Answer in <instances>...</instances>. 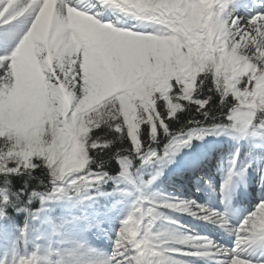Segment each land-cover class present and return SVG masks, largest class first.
<instances>
[{
    "label": "rangeland",
    "instance_id": "374dc122",
    "mask_svg": "<svg viewBox=\"0 0 264 264\" xmlns=\"http://www.w3.org/2000/svg\"><path fill=\"white\" fill-rule=\"evenodd\" d=\"M117 1L132 10L133 3L136 0ZM242 1L244 0H224V16L226 18L240 17L241 22L245 23L254 16L264 14V7L259 10L258 5L252 6L251 10L245 8L244 12L231 13L230 8L238 6ZM71 2L74 6L75 4H81V9L86 11L87 14L92 15L90 12L93 6L87 0H71ZM192 2L194 5L196 4L192 12L196 18H190V14L188 16L189 6ZM56 3L57 0H45V7L49 13L47 22L42 26L33 41L26 47L22 56L23 66L14 67V85L7 92L0 91V132L10 127H21L24 130L29 129L30 126L32 127L30 118L39 113L46 103H50L56 108L61 105L68 108L74 102V96L71 92L69 93V91H66L61 86L58 92L52 90L40 74L39 56L47 53L45 63L48 67L51 68L53 62H56V67L63 71L66 52H61L60 49L61 47H67L69 43L68 38L79 39V35L74 32H71V35L67 37L64 33H59L61 29L68 26L80 28V19L83 17V14L76 13L74 10H70L67 24L61 25L55 32L51 30ZM215 3L216 0H180L179 4L174 2L171 5L169 2L157 4V7L167 6L168 16L173 17V19H178V15H180V20L176 23L177 32L169 35V41L166 44L171 48L170 51L166 55L162 54L166 45H161L155 52V56H151V51L149 49L144 51L143 46L140 45L138 46L141 49L140 54H136L134 58L129 59L126 63L122 62L113 69L109 68L107 64L109 60L105 57L104 64L109 69L110 80L104 81L101 84V88L99 90L96 88L95 92L92 93L97 81L89 83L86 79L85 82L88 85L87 95L77 108L85 111L89 110L116 92H125L126 95L121 97V99L130 100L137 91L144 90V87L160 91L165 88L170 79L178 77L184 78L183 82L186 90L192 89L194 87L197 67L202 68L205 64H213L217 71H219L226 64L238 63L240 60L239 56L227 53L228 45L224 34L215 28L213 18L209 14V10ZM137 9L141 12L147 10L141 6L137 7ZM112 10L113 14L123 16L126 22L130 23L136 20L116 7ZM249 12V17H242H246ZM93 16L95 17L96 14ZM121 21L123 22L124 20L122 19ZM112 25L119 27L117 24ZM21 26V23L16 22L14 25L0 27V57L10 56L14 52L9 53L8 48L4 45L5 35L10 31L12 32V28L18 29ZM116 30L122 32L119 29ZM160 36L157 35V37ZM175 39L180 44L179 47H171V42ZM127 51L129 50L124 49L120 51L122 59H124V53ZM112 64H115V62H112ZM139 65L140 67H137ZM235 111L232 113V116ZM231 120L239 128V134L245 137V142L239 140L237 133L224 128H217L211 132L195 129L189 136H202L203 138L192 139L189 147H182L184 148L182 156L185 163H191L196 159V152L194 153L193 150L206 149V147L209 149L230 148L239 144L238 154L227 165H225V162L223 163V166L226 167V172L220 177L221 183H219V178L215 175V185L218 191L214 190V194L217 200L219 194H223L225 196L224 204L218 205L214 201L210 203L206 197L190 199L180 196L170 197L169 201L162 202L154 191L157 184H161L164 179L161 175L152 171L150 173H142L137 184L128 177L123 180L124 187L129 191L126 198L130 202L127 221L129 218L135 217L137 209L141 206V202L146 203V206L156 205L157 215L152 221L151 232L153 235L160 236L163 242L172 245V248L169 250L170 258L176 264H188V262H192L193 264H229L231 258L234 257L233 245L239 254L235 257L245 259L248 264H264L263 257L261 256L264 253V240L257 239L250 241L248 243L249 247L246 248H244V243L238 241L240 226L262 203L245 206L243 204L244 201L247 197L249 200L252 197H255V200L258 201L264 199V161L253 159L251 155L243 156L244 153L241 154V148L242 146L250 145L258 150L263 149L264 126L254 127L252 123L250 125H238L234 119ZM173 147H175L174 142ZM146 159L143 160L146 166L153 162V160H149L148 163H145ZM240 159L244 163L241 167H239ZM121 164L126 168H130L129 164L124 161ZM181 166L183 165H175L169 162L166 173H176ZM232 168L233 171H231ZM249 183L255 187L252 188L251 185L247 187ZM76 205L74 202L69 203L63 210V213H71L67 217L69 222L63 226H58L52 217L54 211L50 210L48 202L45 203L43 210L34 220L38 225L37 237L46 242V247L41 255H31L27 259L35 256L38 257V264H55L52 251L53 247L56 246L59 250L65 248L71 256H73V253H78L79 260L76 261V264H93V262L103 261L98 256V253L90 250L86 242H84L86 238L85 234L89 230V227L86 224H80L81 222L75 218L78 209ZM164 205H175L176 207H165ZM184 206L187 207L185 208ZM204 212L209 213V218H204ZM213 213L216 215L213 216ZM224 220L227 221V224L221 227L222 231L218 229L217 233H214L211 227L206 229L207 231H205L203 237H194L196 234L202 232L196 227L192 230V238H199V243H211L217 247L216 255L197 256L187 254L195 252L198 249L194 246V241H190L189 244L179 242L191 238L183 235L185 231L180 228L182 224L186 225L187 221H193L202 223L205 226L209 222L219 225V221ZM1 243L4 244L5 241L1 239ZM252 244L255 247L257 246V248H252ZM4 249V256L0 264H19V262L5 261L12 257V253L7 247ZM71 258L75 257H65V261Z\"/></svg>",
    "mask_w": 264,
    "mask_h": 264
},
{
    "label": "snow or ice",
    "instance_id": "6c2138e0",
    "mask_svg": "<svg viewBox=\"0 0 264 264\" xmlns=\"http://www.w3.org/2000/svg\"><path fill=\"white\" fill-rule=\"evenodd\" d=\"M102 4L114 6L127 13L130 17L148 21L158 25L159 30L156 34H143L141 32L126 30L122 27H114L110 23H101L98 18L89 15L86 11L78 10L71 0H57L52 31L68 23L70 10L83 14L85 19L80 22L83 27L96 34L99 41L104 44L102 52L94 51L95 45H86L76 56L69 57L65 53V67L63 71L56 67L53 62L51 68L45 63L47 53L39 56L40 74L47 82L49 87L58 92L61 84L72 93L74 102L68 112V119L63 117L56 122L55 127L49 128L47 133L42 136L45 145H50L48 153L27 155L25 141L15 132H7L0 135V175L11 176L21 175L25 172L31 174L40 164L36 160H42L51 169L52 175L57 181L70 182L77 187L91 183H98L104 180V176L91 173L86 169L90 163L89 152L100 148L111 147V142H101L93 140L91 133L93 130L102 127L107 123L112 130L117 133H127L132 136L133 141L137 140V133L142 124H151L152 132H157V121L160 120L157 105L163 101L168 108V118H175L177 112L183 111L180 100L192 101L193 94L201 86V77L211 74L214 78L217 91L222 96L231 95L238 103V108L233 116L238 125H250L257 117V113H264V14L254 16L249 21L242 23L240 17L226 18L224 16V0H216L214 6L209 10L213 18L216 29L224 34L227 41V53L239 56L240 60L235 64H226L217 71L213 66L206 69L196 77L195 86L192 89H185L184 78L178 77L170 82V86L165 93L154 92L150 97V103L141 99L131 100L134 111L126 112L122 106L121 97L126 93L116 92L106 97L102 103L86 117L88 120L86 134L78 140L79 149L82 150V157L77 165L74 162L75 153L69 152L60 158L53 160V153L61 152V146L57 139L59 129L68 131L72 124V113L80 105L87 95L86 79L89 83L94 81H109L110 73L108 67L103 62L104 56H112L119 63L120 55L111 47L113 37L110 29H119L122 32H134L140 35H163L167 31L168 13L165 10L157 12L139 13L127 8V6L114 3V0H101ZM48 10L45 7V0H0V27L14 25L16 22L28 23L30 27L23 36L19 45L10 56L0 57V91L7 92L15 83L13 75L14 67H21L22 56L26 47L33 41L34 37L40 32L47 22ZM90 18V19H87ZM64 35L70 36L71 29ZM93 65H96L93 69ZM26 67V66H24ZM87 69V71H86ZM202 110L207 106L208 101H197ZM111 113V116H109ZM207 115V113H205ZM162 123V121H160ZM165 131L167 129L165 128ZM202 136L180 137L174 141L175 147H189L192 139H202ZM136 148L140 149L141 144L136 143ZM167 155V154H166ZM154 158H159L158 154L152 153L145 163ZM162 159V158H160ZM127 171V169H125ZM65 189L57 186L55 191L49 193L46 199H53L58 194H64ZM33 195H36L33 193ZM3 197L0 206V218H6L7 208L10 197L7 193H0ZM165 207H176L175 205H164ZM185 208L187 206H184ZM157 215L156 205H149L137 209L134 218L126 221L127 227L122 232L117 241V251L113 258L93 264H176L170 258V243L163 242L158 235L151 232L152 221ZM213 216L216 214L213 213ZM204 218H209V213L204 212ZM227 221L224 220L223 224ZM223 226V225H222ZM238 240L247 244L257 239L264 240V203H261L257 210L252 213L240 226ZM194 241V246L198 249L195 252L187 253L197 256H212L217 254V247L211 243H199V238H187L179 241L182 244H189ZM178 251V250H177ZM222 254V253H221ZM76 260L69 259L62 261L61 264H76L79 254L73 253ZM19 264H38V257L31 259H21ZM229 264H248L247 261L239 257H232Z\"/></svg>",
    "mask_w": 264,
    "mask_h": 264
},
{
    "label": "trees",
    "instance_id": "16d2710c",
    "mask_svg": "<svg viewBox=\"0 0 264 264\" xmlns=\"http://www.w3.org/2000/svg\"><path fill=\"white\" fill-rule=\"evenodd\" d=\"M14 39L15 41L18 40L17 37ZM9 44L13 45L14 42H9ZM211 67H213V64L197 69L195 81L200 73ZM172 80L170 79L165 88L160 91H154L146 87L144 90L137 91L130 100L121 99L122 106L126 112L130 113L134 111L131 100L141 99L146 103H150L151 95L154 92L165 93ZM201 81V86L193 94L192 101H179L184 110L177 112L175 118H168V108L163 101L157 105L160 120L156 124V133L152 132V125L147 123L141 125L136 141H133L126 128L124 133L120 134L112 130L107 123L93 130L91 133L93 140L111 142V147L90 151V163L86 165V169H90L91 173L105 177L102 182H89L77 187L70 182L57 181L52 175L51 169L42 160L35 161L40 164V167L31 174L25 172L21 175L7 177L0 175V193H7L10 197V203L6 206V218H0V236L3 230L6 237L12 241L15 250L14 261L25 259L33 253L40 255L43 248H45L43 241H36L37 224L34 217L41 212L46 200L49 201L50 208L55 212L53 219L58 225L64 223L63 220L66 215H64L63 209L65 204L77 200L81 204V212H84L82 218L90 226L88 239L92 242L93 248L100 251L107 259L110 252L116 253L117 241L122 234L119 227L120 220L125 217L127 211V202L124 200L126 191L121 184V180L124 176L138 178L139 173L142 171V160L140 158L147 157L155 151L159 160L152 166L154 170L162 172L159 162H166L168 158L174 161L178 159V153L171 148V144L175 139L186 137L195 128L212 130L217 126H223L236 130L235 125L229 121L230 114L238 108L235 98L231 95L222 96L217 91L211 74L201 77ZM197 101H208V103L205 108L199 110L200 105ZM101 103L102 101L86 111L76 108L72 113L71 128L68 131L63 128L59 129L57 139L61 146V152L53 153L51 155L53 160L64 156L71 150L75 153L74 160L71 162L79 164L82 150L79 149L78 140L88 131L86 117ZM68 112L62 105L56 108L52 104L46 103L39 113L30 118L32 127L30 126L26 130L21 127H10L1 131L0 135L7 132L19 134L25 141L27 155L48 153L51 146L43 143L42 136L47 133L49 128L55 127L60 117L67 120ZM109 116H111V113H109ZM253 122L256 125L264 123V113H257V117ZM165 128L167 131H165ZM137 142L141 144L140 149L136 148ZM253 153L262 155L257 152ZM122 161L128 162L131 168H124L121 164ZM181 177L184 178L183 175ZM174 180L182 182V179L178 177ZM57 186L65 189L64 194H58L50 200L46 199L47 195L55 191ZM33 193L36 195H33ZM88 195L94 198L96 204L94 209L89 208V202L86 201ZM160 195L165 196V194ZM2 200L3 197L0 196V206H4ZM109 210L113 211L112 215H109ZM93 219L95 223H93ZM54 253L56 264L65 261L62 255L55 250Z\"/></svg>",
    "mask_w": 264,
    "mask_h": 264
},
{
    "label": "bare ground",
    "instance_id": "6f19581e",
    "mask_svg": "<svg viewBox=\"0 0 264 264\" xmlns=\"http://www.w3.org/2000/svg\"><path fill=\"white\" fill-rule=\"evenodd\" d=\"M164 2H169L170 5L172 2L179 4L180 0H136L133 3V8L132 10L134 12H139V13H146V12H157L160 10H165L167 11L168 7L167 6H162V7H157V4H163ZM114 3L122 5L121 2H118L117 0H114ZM110 7H114L109 5ZM141 6L143 9H147L143 12L139 11L137 7ZM174 9V8H173ZM82 10V9H80ZM84 11V10H83ZM168 13V12H167ZM100 20L101 23L105 22V19L97 16ZM82 19H85L82 17ZM89 19V18H87ZM180 20V15H178V19H173V17L169 16V19L167 21V31L165 34L161 35L160 37H157V35H140L137 33H128V32H119L115 28H111L110 32L113 37V42L111 47L113 50L120 55V51L127 49L129 51L124 53V59L120 57V62L117 63L112 56H104L103 57V62H105V57L107 60V64L109 68L113 69L117 65L121 64L122 62L126 63L129 59L134 58L136 54L141 53V49L138 48V46L142 45L144 51L146 49H149L152 53L151 56H155V52L157 51L158 47L161 45H166L169 41V35L173 32H177L176 30V23ZM140 24V26H138ZM122 28L129 29L130 31H136V32H141L143 34H156L157 31L159 30L158 25H154L149 23L148 21H140L136 20L135 22L131 23L130 25H123ZM69 29H71V32L77 33L79 35V39H71L68 38V45L67 47H61L60 51L61 52H66L68 55H78L83 47L86 45L92 46L95 45L94 51L97 52H102L104 49V44L99 41L96 37V34L92 31H89L83 27V25L80 22V28H75L72 26H68L64 29H61L59 33H66ZM176 30V31H175ZM180 44L177 42V40H172L171 42V47H179ZM169 46H165V49L163 50L164 55H166L170 51ZM111 61V62H110ZM112 62H115V64H112ZM137 67H140L137 66ZM93 69H95V65H93ZM103 82H95L94 89L92 90V93L95 92V89L97 88L98 90L101 88V84ZM264 203V201L262 202ZM239 241V240H238ZM240 244V242H238ZM249 247V244H244V248ZM233 253L234 256H238V251L235 249V246L233 245ZM243 259V258H241ZM245 260V259H244Z\"/></svg>",
    "mask_w": 264,
    "mask_h": 264
}]
</instances>
